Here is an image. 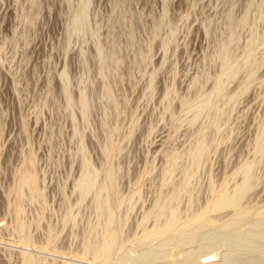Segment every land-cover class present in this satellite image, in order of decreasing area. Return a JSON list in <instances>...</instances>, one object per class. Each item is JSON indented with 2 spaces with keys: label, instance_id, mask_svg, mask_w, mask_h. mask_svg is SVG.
<instances>
[{
  "label": "rangeland",
  "instance_id": "rangeland-1",
  "mask_svg": "<svg viewBox=\"0 0 264 264\" xmlns=\"http://www.w3.org/2000/svg\"><path fill=\"white\" fill-rule=\"evenodd\" d=\"M0 264H264V0H0Z\"/></svg>",
  "mask_w": 264,
  "mask_h": 264
},
{
  "label": "bare ground",
  "instance_id": "bare-ground-1",
  "mask_svg": "<svg viewBox=\"0 0 264 264\" xmlns=\"http://www.w3.org/2000/svg\"><path fill=\"white\" fill-rule=\"evenodd\" d=\"M211 257H212V256H210V255L207 256V257H205V261H209V259H211Z\"/></svg>",
  "mask_w": 264,
  "mask_h": 264
}]
</instances>
